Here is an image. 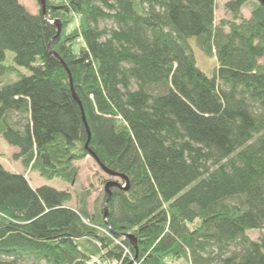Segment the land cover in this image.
<instances>
[{
    "label": "trees",
    "instance_id": "trees-1",
    "mask_svg": "<svg viewBox=\"0 0 264 264\" xmlns=\"http://www.w3.org/2000/svg\"><path fill=\"white\" fill-rule=\"evenodd\" d=\"M251 1L248 18V0L226 1L232 17L216 23V0H45V16L0 0V136L14 158L67 185L91 154L117 174L89 213L91 188L71 206L0 164V264H264L250 237L264 229V7Z\"/></svg>",
    "mask_w": 264,
    "mask_h": 264
},
{
    "label": "rangeland",
    "instance_id": "rangeland-1",
    "mask_svg": "<svg viewBox=\"0 0 264 264\" xmlns=\"http://www.w3.org/2000/svg\"><path fill=\"white\" fill-rule=\"evenodd\" d=\"M229 0H216L215 8V22L218 23L220 20H230L231 14L225 10L224 4ZM19 2L25 6L31 13H37L39 6L36 0H19ZM253 1L248 0V4L242 8V15L245 18L250 16V10L252 7ZM104 25H109L106 23ZM187 44L190 51L193 53L197 67L200 68L206 75L213 76L214 71L217 67L216 60L213 56L206 55L197 45L195 37H188ZM264 61V60H262ZM4 65L6 66H15L13 61V54L10 51L6 52V57L4 60ZM19 72L22 74L28 75L30 71L23 67H18ZM11 79H15L12 77ZM17 148L9 146L4 139L0 136V164L8 171L14 173H24L30 184L33 187L47 185L58 190L68 191L73 195V200L69 203L71 206L75 205L76 195H79L84 189L91 188V195L87 199L88 211L92 212L95 200L97 198L102 199V193L104 191L105 181H115L113 178L105 174L98 164L94 161L91 156L86 157L81 161L75 162V166L78 168V177L76 182L73 185H67L62 183L58 179L46 180L40 177L35 172H30L24 169L18 159L14 158V155L17 153ZM118 182V181H117ZM250 237L253 239H258L260 237L264 238V229L260 232H251ZM20 264H47L45 262L40 263H20ZM169 264H186L185 262L178 261L175 263Z\"/></svg>",
    "mask_w": 264,
    "mask_h": 264
},
{
    "label": "water",
    "instance_id": "water-1",
    "mask_svg": "<svg viewBox=\"0 0 264 264\" xmlns=\"http://www.w3.org/2000/svg\"><path fill=\"white\" fill-rule=\"evenodd\" d=\"M40 4V8H41V13L43 16H45V0H37ZM261 6L264 7V0H256ZM50 23H52L53 25L56 26L57 28V32L59 33L60 32V23L59 21H50ZM54 56L61 62V60L59 59V57L54 53ZM74 98L76 99V96L74 95ZM91 157L94 159V161L98 164V166L100 167V169L105 173L107 174L108 176L110 177H116L117 174L108 170L107 168H105L98 160L97 158L91 154ZM113 186H117V183L115 181H108L105 186H104V191L106 194H108V198L106 200V203L108 202L109 200V197H110V191L109 189ZM104 216L106 217L107 216V205L105 204L104 205ZM133 246L136 247V243L133 241L132 242Z\"/></svg>",
    "mask_w": 264,
    "mask_h": 264
},
{
    "label": "built area",
    "instance_id": "built-area-1",
    "mask_svg": "<svg viewBox=\"0 0 264 264\" xmlns=\"http://www.w3.org/2000/svg\"><path fill=\"white\" fill-rule=\"evenodd\" d=\"M92 262L94 264H101L100 261L97 258H95V257L92 258ZM121 263H122L121 261L115 260V261H112L110 264H121Z\"/></svg>",
    "mask_w": 264,
    "mask_h": 264
}]
</instances>
